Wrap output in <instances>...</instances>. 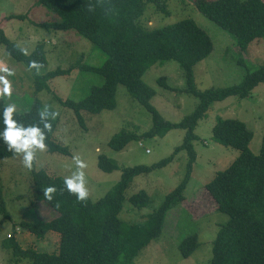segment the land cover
<instances>
[{"label": "trees", "instance_id": "16d2710c", "mask_svg": "<svg viewBox=\"0 0 264 264\" xmlns=\"http://www.w3.org/2000/svg\"><path fill=\"white\" fill-rule=\"evenodd\" d=\"M36 3L60 17V21L42 26L74 30L99 47L107 59L101 67L79 62L69 69L58 67L49 70L43 44H38L28 54L0 27V44L14 60L30 69L35 92L51 91L52 80L70 75L77 68L81 72L103 76L104 83L94 85L85 98L60 100L74 111L78 122L85 127L83 112L100 114L114 110L118 86H125L129 95L151 114L152 127L143 133L126 128L117 132L108 143L115 151L125 149L135 140L165 137L175 129L184 130L185 134L173 153L158 163L124 167L120 180L97 201L89 195L84 200L77 199V195L66 188L65 177L52 176L44 169L36 171L33 168L35 200L50 206L58 216L41 223L24 221L21 226L38 240L57 233L59 246L52 253L23 249L12 234L8 238L11 242L6 246L12 248L17 257H29L32 264H135L141 251L162 234L169 211L185 200V190L197 160L194 143L199 139L196 133L199 122L206 118L212 103L230 96L249 97L259 84H264V64L254 71H247L239 84L200 91L195 82L194 67L214 50V42L208 32L192 18L162 28L150 29L142 24L148 3H154L158 10L169 15L166 0H37ZM195 5L203 15L228 31L241 51H247L255 40L264 38V0H195ZM7 17L26 19L25 14ZM172 60L184 70L187 92L200 100L195 111L179 122L164 118L152 103L156 90L143 80L150 67ZM239 63L244 65V58ZM158 82L166 89H173L165 77ZM7 99L0 90V158L24 153V150L17 152L14 147H9L4 139L7 129L4 113L12 106ZM44 112L42 102L36 99L27 111L14 109L11 119L20 129L39 128L43 134L42 142L49 152L69 155L68 147L54 139L58 121L48 112L42 115ZM212 133L215 142L239 150L240 155L206 185L217 210L229 216L213 242L210 264H264V137L260 153L255 154L250 148L254 133L240 119L218 117ZM35 149L31 161L33 166ZM182 151L187 153L188 161L181 183L143 219L136 222L123 220L120 214L126 201L125 193L133 179L168 166ZM98 166L104 172L120 167L115 159L106 155L99 156ZM49 188L53 191L47 193ZM129 202L142 209L150 204L151 198L142 190L129 197ZM6 211L0 190V212L6 214ZM198 238L197 234L189 235L180 242L179 249L184 258H189L199 247Z\"/></svg>", "mask_w": 264, "mask_h": 264}, {"label": "rangeland", "instance_id": "374dc122", "mask_svg": "<svg viewBox=\"0 0 264 264\" xmlns=\"http://www.w3.org/2000/svg\"><path fill=\"white\" fill-rule=\"evenodd\" d=\"M169 15L148 3L142 24L145 27L162 28L183 19L192 18L205 29L214 42V50L194 67L198 90L224 88L239 84L247 74L264 64V38L255 40L247 51H241L235 38L215 24L196 7L195 0H166ZM37 0H0V27L6 35L28 54L38 44L45 46L49 70L58 67L69 69L77 63L101 67L107 55L74 30H54L43 24L60 21L53 11L37 5ZM12 14L26 15V19H8ZM244 58L245 64L239 60ZM165 77L173 88H164L158 82ZM146 84L156 90L152 103L166 120L179 122L192 114L200 103L197 96L187 92L184 70L176 61L155 64L144 74ZM103 76L93 72H81L78 68L70 75L60 76L50 82L51 91L35 92L32 72L24 64L14 60L0 44V90L8 89L6 97L14 109L27 111L38 99L43 110L58 121L54 139L68 147L70 154L51 153L47 147L35 149V165L25 167L24 153L0 158V190L6 204V214L0 212V264H32L29 257H17L8 248L12 233L23 249H35L52 253L59 246V235L50 233L44 240L22 229V222L41 223L58 214L45 203L37 202L33 192V168L46 170L52 176L71 178L83 172L88 195L97 201L103 198L120 180L124 167L158 163L169 157L182 143L185 131L175 129L165 137L132 141L125 149L115 151L109 147L111 137L122 129L143 133L152 127L151 114L134 100L125 86H118L117 107L100 114L83 112L85 127L78 122L74 111L61 103L85 98L94 85H102ZM235 118L244 121L253 131L250 143L253 153L259 154L264 137V84H259L249 97L230 96L212 103L206 118L196 128L199 139L194 143L197 160L185 190V200L173 207L166 216L162 234L153 240L136 258L135 264H210L213 242L221 225L229 216L217 210L206 190L218 172L227 169L240 155V151L213 140L212 129L217 118ZM100 155L115 159L119 168L104 172L98 166ZM77 160L85 165L77 168ZM188 155L180 152L168 166L136 176L127 189L123 220L139 221L153 212L166 195L177 187L187 171ZM146 191L151 198L147 207L135 208L129 197ZM198 235L199 247L189 258L180 252V242L189 235ZM19 255V254H18Z\"/></svg>", "mask_w": 264, "mask_h": 264}, {"label": "clouds", "instance_id": "9594fccd", "mask_svg": "<svg viewBox=\"0 0 264 264\" xmlns=\"http://www.w3.org/2000/svg\"><path fill=\"white\" fill-rule=\"evenodd\" d=\"M4 93H8V89H4ZM14 106H9L4 113L5 122L7 124L6 132L4 133V139L8 142L9 147H14L17 152L24 150V165L25 167H31V161L33 159V149H43V134L37 127H31L27 129H20L15 127L14 122L11 119ZM47 111L42 113L46 115ZM45 127H48L46 124ZM77 168L83 169L85 167L82 161L77 160ZM66 188L77 195V199L84 200L87 198L88 193L85 188V178L83 172H76L71 178H66ZM53 189L49 188L46 190L47 193L52 192ZM51 198V197H49ZM12 234V233H11Z\"/></svg>", "mask_w": 264, "mask_h": 264}, {"label": "built area", "instance_id": "2783aa9c", "mask_svg": "<svg viewBox=\"0 0 264 264\" xmlns=\"http://www.w3.org/2000/svg\"><path fill=\"white\" fill-rule=\"evenodd\" d=\"M8 236L11 237V234H9Z\"/></svg>", "mask_w": 264, "mask_h": 264}, {"label": "crops", "instance_id": "0c3cea01", "mask_svg": "<svg viewBox=\"0 0 264 264\" xmlns=\"http://www.w3.org/2000/svg\"><path fill=\"white\" fill-rule=\"evenodd\" d=\"M57 216H58V215H57ZM57 216H56V217H57Z\"/></svg>", "mask_w": 264, "mask_h": 264}]
</instances>
